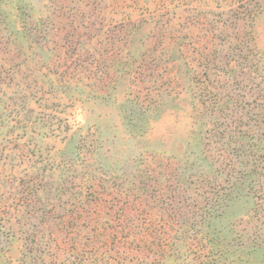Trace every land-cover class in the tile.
Here are the masks:
<instances>
[{
    "label": "rangeland",
    "instance_id": "obj_1",
    "mask_svg": "<svg viewBox=\"0 0 264 264\" xmlns=\"http://www.w3.org/2000/svg\"><path fill=\"white\" fill-rule=\"evenodd\" d=\"M0 264H264V0H0Z\"/></svg>",
    "mask_w": 264,
    "mask_h": 264
}]
</instances>
